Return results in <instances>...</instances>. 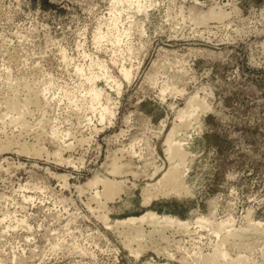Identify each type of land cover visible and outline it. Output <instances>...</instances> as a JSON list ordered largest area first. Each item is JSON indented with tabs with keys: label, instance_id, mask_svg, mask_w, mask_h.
I'll return each instance as SVG.
<instances>
[{
	"label": "rangeland",
	"instance_id": "rangeland-1",
	"mask_svg": "<svg viewBox=\"0 0 264 264\" xmlns=\"http://www.w3.org/2000/svg\"><path fill=\"white\" fill-rule=\"evenodd\" d=\"M119 1L123 43L97 44ZM129 1L0 0V264H204L223 236L193 218L213 211L216 222L231 218L232 230L253 234L246 247L227 235L230 264H241L232 262L238 255L264 264V0H141L142 9ZM210 11L222 19L193 17ZM97 59L122 83L117 94L114 84L98 82L101 103L114 112L104 121L81 101L88 83L75 72H99L90 69ZM123 62L134 69L128 82ZM47 84L46 109L28 104L32 128L11 123L7 102L24 104L29 86ZM172 86L181 94L162 92ZM196 92L209 111L176 136L190 143L192 194L165 197L152 186L169 168L164 142ZM113 165H123L121 173H111ZM97 176L122 184L113 199L95 196L104 192L90 183ZM147 210L189 222L160 229L162 238L150 223L139 225L137 257L123 242L129 229L115 222ZM259 222L263 234L249 228Z\"/></svg>",
	"mask_w": 264,
	"mask_h": 264
},
{
	"label": "bare ground",
	"instance_id": "bare-ground-1",
	"mask_svg": "<svg viewBox=\"0 0 264 264\" xmlns=\"http://www.w3.org/2000/svg\"><path fill=\"white\" fill-rule=\"evenodd\" d=\"M121 3H122L121 1L117 2V4L114 3L116 5L114 7V13L112 12L113 13L112 14L113 17H112V19L110 18L111 19V21H110V31L104 33L103 30H98L97 34H95L96 36H95L94 39L96 40L95 42L97 44H100V43H102L103 41H106V40L113 41L114 43L113 42L112 43L114 45H116L115 43H118L117 44L118 46H121V45H119L120 42L123 43L121 41V38H122L121 36H123V35H121V29H120L121 26L119 27V23L122 21V20L120 21V18H121L122 12L124 10L120 6ZM128 3H130L131 6L132 5H136V7L138 9H142L144 7V6L141 5V0H131ZM193 17L198 22L199 21H201V22L204 21L205 22V20L208 21V20H210V18L211 19H217V18L219 19V17L221 18V17H223V15L220 14V13L216 14L215 11H210L208 13H199V14L198 13H194ZM141 24H139V25L141 26ZM143 29H144V27H143ZM122 33L126 34L127 36L129 34V32H126V33L122 32ZM118 46H114V47H118ZM117 49L119 50V47ZM117 51L115 49L114 53L117 52ZM129 51L133 52V49L129 48ZM14 56H13V59L15 58ZM112 60H113L114 63H116L115 65L118 64L119 60H117V59H112ZM11 63H12V61H11ZM95 67L99 69V72H97V73L92 72L90 74H85V69L83 67H80V66L76 67V71L75 72L79 76H85L86 77V82L88 83V86L86 85L84 87V90L82 92L83 95L80 97L81 101L85 100L87 102V105L89 106V109L92 112H94V113H98L101 121H104L108 117L112 116L114 114V112L110 108V106L108 105L109 102H107V104L101 103L102 99L104 97H106L105 96L106 95V91L98 85V82L105 81L109 85L110 84H114L111 88L112 89L115 88L116 90H113V91H116L117 94L121 93L122 83H121V81L119 79H116L115 76L112 75V73H111L112 71L111 72L109 71L108 65L105 63V61H102V60H99V59H97L96 61L92 60L91 63H90V69L94 70ZM119 69H120V73H121L122 77L127 82L130 81L131 77L133 76V73H134L133 67L129 68L123 62V63H120V68ZM35 83H36L35 85H37L36 81H35ZM31 86L28 87V96L29 97L27 98V100H25L24 104H22V102H21V104H19L21 100L20 101L17 100L16 102H14L12 99H11L12 101L11 100H9V101L7 100L8 102L6 101L7 104L9 105V109L8 110H10V112L6 111V114L7 115H8V113L12 114L11 116L10 115H8V116H9V118L14 119V120H10L9 119V120L13 124H14V121H15L16 124L20 125V127L24 128L25 130H27L29 127L32 128L30 126L29 120H28V122L26 121L27 117L29 116V114L27 116L26 112L28 111L27 113H30V116L32 115V112H30V109H29L30 107L29 106H33V108H34V105H35V108L37 110H40V112H41V110L42 109L44 110V108H45V107H43V100L46 101L47 96L51 92V86L48 85V84L45 85V86L43 85L44 87H42L40 89H37L38 87L35 86V88L37 90L34 89V88H30ZM29 88L32 89V90L29 91ZM112 89H110V90L112 91ZM162 92L163 93H166V92L176 93L178 95L181 94V91H178L176 86L166 87V88L164 87L162 89ZM53 95H54V97H56L55 94H53ZM70 96L74 97V100L76 98H78L77 96L72 95L71 93H70ZM109 96H107V98H105L107 101H110ZM118 96H120V95H118ZM71 99L72 98H70V100ZM14 100H16V99H14ZM74 102L77 105V100H75ZM206 103L207 102H205L204 100L199 98V93H197L194 96L190 97L188 99L187 103H186V106L184 108L178 110V112H177L176 121L179 122V124H175V126L171 129V131L168 133V135L166 137V140L164 142V148H165V153H166V155L168 157L167 159H169L168 160L169 161V168H168V170L166 172H164V174L158 180V182L155 185H152L155 188V191H157V190L160 191V192L163 191V196L166 195L165 197L172 196V195L178 196V194L181 196L183 193L186 194V197H187V195L189 196V195L192 194V189H190V187L185 183V180L187 178H190L189 177V168L188 169L186 168V163H188L189 155H190V153L188 152L187 148L190 145V143H182V140H181L182 138L180 140H178V138H176V136L178 135L179 129L182 128L181 127L182 124L183 125L185 123H187V125L190 124L191 119H194V123H196L195 121H198L197 120L198 117H201V116H199V113H204L205 114L206 111H209L208 110V106H207ZM28 104H31V105L28 106ZM211 111H212V108H211ZM37 112H39V111H37ZM14 116H16L17 120L14 118ZM25 116H27V117L25 118ZM18 125H16V126H18ZM59 134H60V131L57 128L56 129L53 128L52 134H51L53 136V138L57 139L59 137ZM8 143H10V142H8ZM12 143H14V142H11V144ZM11 144H9V145H11ZM28 151L29 150L27 149V152ZM37 153H39V152H37ZM119 167H120V169H122L123 165H122V167L121 166H119ZM119 167H117L116 165H113L112 166V170L110 169L109 171H112L111 173L114 172L116 174L117 173L119 174V172H120ZM90 183H92L93 185H96V184L97 185L98 184H103L104 185L103 194L96 193L95 196L97 198H99V196H105L108 199H110V198L113 199L114 196L121 190V187H122V184L120 182H114V181L109 180L108 178H103V177H100V176L95 177L93 179V181H91ZM149 196L150 195H148L147 197H149ZM214 208H215V206H214ZM215 214L216 213L213 211L212 214H211L210 219H206L204 217H202V218L194 217L193 218V221L196 224H199L202 227H204L206 225H209V226H211L213 232L218 237L223 236L222 237L223 239L221 240L219 245L217 244L218 246H214V249H213L211 254H209V255L207 254L206 257H205L202 253H200V257L204 256V258H203L204 261H202V262H204V264H213V263L214 264H220V263L224 264V262L230 264V260H231L230 259V253L224 248L225 245L227 243H229V241L232 240V239L234 240L233 242L238 241L240 243V244H237V245H241L242 242H244V241L245 242L250 241L249 237L250 236L252 237L253 234L248 236V234L243 233L245 230H244V228L242 229L241 227L238 228V229L232 230L235 227H233V224L231 223L232 222L231 218H229V219H227L225 221L216 222ZM104 219H106V221L110 220L107 216H105ZM211 220H214V221L211 222ZM248 221H249V219H248ZM107 222L109 223V221H107ZM145 222H148V224L150 223L152 225L151 226L153 228L152 233L154 231H156V233H158L160 231V229L168 230V229H170V227H172L175 224L178 227H180V228H182V227L186 228L188 226V222L189 221L185 220V219H181V218L176 219V217L174 215L166 214V213H163L160 216H158V214L155 211H153V210H147L146 211V215L138 217V218H127V219H122V220L116 221L115 224L117 226H120V227H123V228H127V230L129 229L128 231L123 232V235H124V236H122L123 239H124L123 242L125 243L126 248L127 249L130 248L131 253L135 254L137 257H138V255L140 253L139 252L140 251L139 247H141V244L138 247L139 251L136 250V249L133 250L134 247L132 248V246H133L134 242H135V244H136V242L139 243L140 239L145 236V234H144V232L142 230V227H141L142 224L145 223ZM0 224H2L1 221H0ZM139 225H141V226H139ZM249 225H250V223H249ZM252 225H254L255 228H254V226H252V227L250 226L249 228H253V230L255 229L256 231L260 228L258 232L263 234V232H262L263 224L261 222H259L257 224H252ZM263 231H264V228H263ZM245 232H247V231H245ZM120 233H122V232H120ZM152 233H150V234H152ZM231 233H232V235H231ZM159 234H160L159 235L160 238H162L163 235H164V233H160V232H159ZM228 234H230V237H233V238L230 239V237L227 236ZM256 235H259V234H256ZM151 239H152V236H151ZM218 241H219V239H218ZM245 242H244V244H245ZM244 244H242L241 246H245L246 247V246L249 245V244L248 245L247 244L244 245ZM229 245H230V243H229ZM200 257L197 256V260L196 259L195 260L198 261V258H200ZM191 259H192V257H191ZM235 259H236V261H238L241 264H243V263L245 264L247 262V258L245 256H239L238 255L237 258L232 259L233 260L232 262H234ZM187 260H188V258H187ZM187 260L185 261L186 263L189 262ZM198 262H196V264ZM238 262H236V263H238ZM190 264H191V262H190ZM201 264H203V263H201Z\"/></svg>",
	"mask_w": 264,
	"mask_h": 264
}]
</instances>
